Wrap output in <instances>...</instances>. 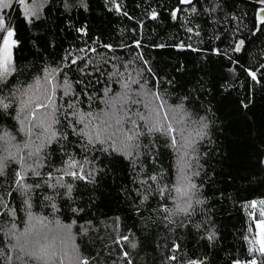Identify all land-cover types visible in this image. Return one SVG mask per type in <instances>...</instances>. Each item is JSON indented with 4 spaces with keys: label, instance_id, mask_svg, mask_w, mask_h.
I'll return each mask as SVG.
<instances>
[{
    "label": "trees",
    "instance_id": "trees-1",
    "mask_svg": "<svg viewBox=\"0 0 264 264\" xmlns=\"http://www.w3.org/2000/svg\"><path fill=\"white\" fill-rule=\"evenodd\" d=\"M84 2L87 4L86 9L77 6L66 11L63 0H46L40 11V19L28 25L22 16L23 8L13 0L14 10L7 11L17 18L18 34L23 42L20 58L27 68L18 81V86L27 95L17 93L14 101L17 112L23 103H29L25 111L27 114L35 107V102L42 98L43 89L35 85L33 75L37 67L50 66L53 61L64 56L77 58L78 65L84 67L88 75L76 71L77 66L74 65L68 71V76L83 78L88 91L92 93L101 88L106 80V72L112 71L111 63L105 64L103 57H120L125 63L135 60V64L126 70L122 69L125 77L129 74L135 77L134 69L142 67L138 58L142 53L143 59L149 62L148 66L158 78L153 89L154 81L145 72L142 81L144 90L161 91L168 97L169 104L174 106L181 98H186V113H192L194 118L197 115L206 117L208 135L197 146L200 176L195 179L201 185V198L205 203L197 206L198 215L194 219L196 222H210L217 239L209 243L199 239L203 233L194 232L193 237L185 238L184 229L171 232L168 230L171 226L161 222L162 213L157 211L155 202L151 199L142 202L135 195L122 194L121 185L133 190L135 187L127 163L122 159L112 163L105 160V174L97 177V183L81 187L78 195L74 193L76 199L73 206L83 209L79 216H73L66 208H62L56 212L60 222L52 225L49 222L52 211L43 206H34V215L38 219L46 218V222L40 224L37 219L30 222L25 219L21 223L17 219L16 231L32 229L34 233H39L42 242H51L56 249L67 250L69 255L76 247L84 256L95 257L92 264H126L120 256L121 248L113 243L121 235L131 236L137 244L135 249L128 248L133 264H161L170 245L182 240L186 256H192L193 252L196 256H206L207 264H228L233 256L244 259L247 245L243 242L242 233H245L251 211L246 205L252 200L264 199V164L260 163L264 161V84L253 83L239 69L233 76L229 70V60L213 52L215 48L227 50L228 41L224 40L223 35L220 39H214L222 24L213 25L212 21L206 23L191 13L188 5L182 6L185 11L181 15V22L186 27L196 29L199 35L188 34L185 27H179L177 21L170 19L172 9L179 6L177 0ZM115 3L121 4L128 16L116 12ZM233 4L236 5L233 11L247 12L244 17L247 23L254 13L256 0H247L246 3L227 0L226 10L231 9ZM152 11L160 14L155 21L150 19ZM248 26L251 27V24ZM80 28L85 29L86 34L76 30ZM135 40L141 42L140 49L133 45ZM181 41L200 51L176 48L175 45ZM104 44L112 45L115 51L104 48ZM161 44L164 47H155ZM92 48L96 52L90 51ZM81 57L88 61L86 66L80 61ZM241 63L254 70L257 65L264 64V37L251 45ZM97 79L100 82H96ZM112 87L116 92L121 91L119 85L113 84ZM132 89L134 92L138 90L134 84ZM176 118L181 117L177 115ZM16 124L9 117L3 125L12 136L17 137L8 145L15 154L17 149L12 144L21 138L17 127H13ZM2 145L0 141V147ZM161 152L160 167L165 172L163 182L167 183L175 171L177 156L167 148H161ZM3 155L6 153L0 151V156ZM6 179L0 177V181L6 182ZM56 202L60 203L59 200ZM137 206L139 213L136 211ZM169 206L172 207L171 203ZM201 210L203 215L199 214ZM81 225L89 228L87 235L78 231ZM69 227L70 231L65 232L64 229ZM9 254L12 264H16V252L11 251ZM64 264L72 262L66 259Z\"/></svg>",
    "mask_w": 264,
    "mask_h": 264
},
{
    "label": "snow or ice",
    "instance_id": "snow-or-ice-1",
    "mask_svg": "<svg viewBox=\"0 0 264 264\" xmlns=\"http://www.w3.org/2000/svg\"><path fill=\"white\" fill-rule=\"evenodd\" d=\"M45 2L15 0L23 8L22 16L28 25L40 19ZM241 2L246 3L247 0ZM63 3L66 11L77 6L87 8L84 0H79V3L77 0H63ZM177 3L179 6L170 13L171 20L177 21L179 27H185L188 34L199 35L196 29L181 22L185 11L182 6L188 5L191 13L206 23L222 24L214 39L223 35L228 41L227 50L215 48L213 52L229 60L233 76L239 69L253 83L264 84V64L257 65L254 70L241 63L251 45L264 37V0H256L254 13L247 23L244 20L247 12L233 11L235 4L226 10L227 0H177ZM114 8L128 16L121 4L115 3ZM8 9L14 10L13 0H0V141L3 142L0 151L6 153L0 156V177L7 178L6 182L0 181V264H12L11 251L16 252V264H64L66 259L72 264H92L95 257L84 256L76 247L69 255L67 250L56 249L51 242H42L39 233L32 229L17 232L16 221L19 219L23 223L25 219L29 222L37 219L38 223L44 224L46 218L38 219L32 211L34 206H43L53 213L66 208L73 216H79L83 209L73 206L76 195L81 187L95 185L97 177L105 174V160L108 163L117 159L126 161L135 187L133 190L121 185L122 194L135 195L142 202L150 199L155 202L157 211L162 213L161 222L171 226L169 231L184 229L185 238L193 237L194 232L203 233L199 239L213 243L217 237L210 222H196L194 219L198 215L197 206L205 203L201 198V185L195 179L200 176L197 146L208 135L206 117L197 115L194 118L192 113H186V98H181L174 106L161 91H145L142 83L145 72L154 81L153 89L158 78L142 53L138 57L142 67L134 69L135 77L131 74L125 77L122 71L135 64V60L125 63L120 57H103L105 64L111 63L112 71L106 72L105 82L92 93L83 78L68 76L74 65L77 66L76 71L88 75L84 67L78 65L77 58L64 56L50 66L37 67L33 75L35 85L43 89L42 98L27 114L29 103H23L17 112L14 104L17 93L27 95L18 86L19 77L27 68L21 63L23 42L18 34L17 18H13ZM159 16L152 11L150 19L155 21ZM76 30L86 34L83 28ZM133 45L136 49L142 47L139 40L133 41ZM103 47L115 51L110 44ZM175 47L200 51L183 41ZM90 51L96 52V49ZM79 59L84 66L88 64L84 58ZM66 60L67 64L64 63ZM96 82H100L99 79ZM113 84L119 85L121 91H114ZM133 84L138 89L135 92ZM177 115L181 118L177 119ZM9 117L17 122L13 127H17L21 137L12 144L17 149L15 155L8 145L17 137L3 127ZM161 148H167L177 156L175 171L167 183L163 182L165 172L160 167ZM260 163L264 164V161ZM246 206L251 209L246 234L242 233L243 242L247 245L246 255L244 259L233 256L228 264H264V199L252 200ZM136 211L139 213L138 206ZM199 214L203 215L202 210ZM64 231H70V227ZM78 231L87 235L89 228L81 225ZM43 239L47 240V237ZM113 243L121 248L120 256L126 264H133L128 248L135 249L137 244L132 237L121 235ZM161 264H207V257L196 256L195 252L186 256L182 240L170 245Z\"/></svg>",
    "mask_w": 264,
    "mask_h": 264
},
{
    "label": "rangeland",
    "instance_id": "rangeland-1",
    "mask_svg": "<svg viewBox=\"0 0 264 264\" xmlns=\"http://www.w3.org/2000/svg\"><path fill=\"white\" fill-rule=\"evenodd\" d=\"M39 116V115H38ZM11 152H12V154L13 155H15V153L13 152V150H10ZM50 219H49V217H48V219H49V222H50V224H58L59 222H60V218H59V216L56 214V212L55 213H51V215H50Z\"/></svg>",
    "mask_w": 264,
    "mask_h": 264
}]
</instances>
